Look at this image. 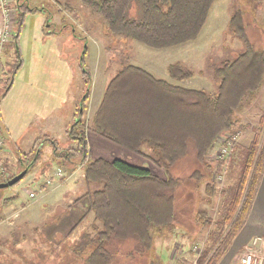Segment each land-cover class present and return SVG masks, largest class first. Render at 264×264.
I'll use <instances>...</instances> for the list:
<instances>
[{
    "label": "trees",
    "instance_id": "trees-1",
    "mask_svg": "<svg viewBox=\"0 0 264 264\" xmlns=\"http://www.w3.org/2000/svg\"><path fill=\"white\" fill-rule=\"evenodd\" d=\"M215 1L81 0L84 6L101 16L109 32L151 49H166L195 41ZM14 3H10L16 11L12 42L17 43L25 16L44 8L32 7L22 1L14 0ZM133 6L135 16L131 15ZM244 15L245 11L236 6L227 21L226 32L240 41V48L235 56L213 67L212 78L216 82L213 93L154 77L127 59L108 82L99 105L88 118L84 112L89 97L90 70L81 60L87 89L77 108V116L67 130L73 145L62 149L56 140L41 138L33 150L22 154L24 167L20 170H26L23 178L32 171L42 153L43 140H48L54 148V156L63 158V163L58 165L73 169L80 164L85 182L95 186L74 201L86 200V209L69 230L70 234L89 214L93 215L94 224V234H83L72 248L77 264L79 260L80 264H155L151 258V229H172L178 222L177 191L184 186L196 189L203 178L199 170L186 177L176 176L172 173L174 165L193 149L198 165H215L213 178L225 165L223 161L214 163L208 159L217 137L234 129L250 130L253 135L244 153L237 184L219 211L216 230L209 232V247L196 261L197 264H219L228 252L246 224L264 172V114L255 125L243 124L239 117L264 85V45L257 48L250 40ZM257 25L264 31L263 18ZM21 63L17 49L12 71L5 72L7 78L1 96L9 90ZM167 73L171 79L180 82L194 75L193 70L179 61L169 64ZM87 130L149 159L163 170L165 177L123 159H90ZM15 175L6 178L9 180ZM212 191V184H206L208 198ZM12 198H6L5 203ZM197 218L200 222V217ZM201 223L210 222L202 219Z\"/></svg>",
    "mask_w": 264,
    "mask_h": 264
},
{
    "label": "rangeland",
    "instance_id": "rangeland-1",
    "mask_svg": "<svg viewBox=\"0 0 264 264\" xmlns=\"http://www.w3.org/2000/svg\"><path fill=\"white\" fill-rule=\"evenodd\" d=\"M9 1L15 4L14 0ZM21 1L44 10L28 13L25 16L17 43L9 45L13 53L6 51L8 60L6 71H12L14 64L12 61H15L17 49L21 58L24 55L26 59L31 53L47 50L50 44L44 43L48 39L41 38L45 35L41 29L42 27L45 29L44 27L50 24L53 34L60 37L56 52L49 55L48 63L42 69V78L46 81V92L45 97L42 94L40 97V111L41 116L45 113V121L42 119L41 124L35 125V133L42 138L56 140L62 149L73 145L67 130L74 119L71 115L75 111L77 116L76 108L79 107L80 100L87 89L82 76L81 60L82 65L85 64L90 70V97L84 112V116L89 118L92 115H90L91 111L99 105L108 82L127 59H130L131 64L142 65L154 77L166 79L172 84H180L187 88H202L210 93L215 92L216 82L212 78L213 67L220 61L235 56L240 48V41L226 32L227 21L236 6H240L245 11L244 24L250 40L257 48L264 45V31L257 25L262 18L264 19V12L262 13L264 0H216L210 9L204 28L195 41L166 49H151L109 32L101 16L84 6L81 0ZM131 15H136L135 6L132 8ZM59 51L63 54L61 60ZM56 58L57 61L54 62ZM176 61L193 70V77L181 82L169 78L166 68ZM18 80L17 77L16 84ZM13 88L4 96L2 92L0 104L2 109L9 112L13 120L15 119L11 127L12 132L18 134L23 126L19 116L24 109L21 105V92L17 90V85ZM99 95L101 98L96 104ZM19 99L20 106L17 101ZM263 114L264 85L256 99L239 113V117L243 124L255 125L259 116ZM243 134L241 143L227 162L228 165L226 164L222 180L219 182L212 178L215 165L212 164L211 167L198 165L193 149L174 165L172 173L176 176L186 177L195 170L203 173L198 190L186 195V186H184L176 194L178 211L176 223L183 225L188 223L195 232L189 235L188 229L178 225H175L173 232L167 227H153L151 258L155 264H172V262L186 264L188 261L193 263L199 254L209 247L211 238L208 233L216 230L215 221L237 184L244 153L252 139L253 134L250 130ZM41 151L33 171L10 186L0 187V264H77L72 248L80 242L83 234L90 236L94 234L92 214L87 215L70 234L69 230L79 220L85 209L82 203L78 205L79 210L76 207L77 202L74 204L75 207L69 205L87 189L95 188V186L85 182L80 164L73 169L68 166L65 169L58 165L63 163V158L54 156V148L50 141L43 140ZM122 155L117 154L113 159H123L133 164L129 162L132 161L131 159ZM135 155L142 157L139 154ZM89 158L94 157L89 156ZM133 161H136L135 165L147 168L146 164L139 163L138 158L135 157ZM146 161L153 164L147 158H145ZM57 168L62 172L60 176L55 174ZM8 172L6 165V173ZM159 175L165 177L163 173ZM1 178L2 176H0V182L7 181ZM48 179L52 180L51 184L46 182ZM206 184L213 186L210 198L205 193ZM187 190L190 191V188L188 187ZM30 191H33L36 197L30 198ZM12 195L15 198L5 203V199ZM5 206L9 208L2 212L1 208H6ZM65 211H67L66 214ZM192 213H194L193 217H200V222L196 221V218L190 221L183 217ZM202 219L209 220L210 223L203 224ZM176 231L177 234H174ZM181 232L184 234L180 236ZM194 246L198 248L194 249ZM171 252L175 257L173 259L170 258ZM181 260L186 263H181Z\"/></svg>",
    "mask_w": 264,
    "mask_h": 264
},
{
    "label": "crops",
    "instance_id": "crops-1",
    "mask_svg": "<svg viewBox=\"0 0 264 264\" xmlns=\"http://www.w3.org/2000/svg\"><path fill=\"white\" fill-rule=\"evenodd\" d=\"M16 1L20 2V0H16ZM43 10L44 9H42V11ZM0 24H1V13H0ZM44 28L45 29H43V27H42L41 31H42L43 35L44 34L45 35L41 38L42 39H44V38L48 39V40H45L44 43L48 42L50 44V46L47 47V50H45L44 52L40 51L38 53H36V52L31 53L27 59H26V56H24V55L22 56L21 66L18 69L16 75L13 77L12 84H11L9 90L7 91L9 93L12 89H14L13 87L15 85H17V87H18L17 90L19 92H21V98L20 99H21V103H22L21 105L24 109V112L19 116L20 121L23 123V126H22V130L18 134L13 133L12 127H11V123H13L15 119L13 120L11 114L9 112H6L4 109H2L1 104H0V135L4 138V145H3L2 150L0 151V162L3 164L5 163L7 165V170L9 169V172H10V174L8 172L9 177H11L12 175L18 174L20 172V170L23 169V167H24L23 162H21V160L23 158L22 154L30 152L31 150H33V148L36 146V142L42 138L39 135H36V133H35V125L41 124L42 119H43V121H45V113L41 116V111H40V105H41L40 104V97H41V94L43 97H45V92H46V84H45L46 81L44 80V78H42V69H43L44 65L46 63H48V60L50 58L49 55H51V53L56 52V47H57L56 45L59 43V37H60V36H57L56 34H53L54 32L52 31L50 24L46 25ZM13 42L7 44L3 50V53H2L1 62H2L3 67L0 71V94L2 91L1 88L5 82V79L7 78L6 77L7 75L5 74V72H7L6 66L8 64L6 51H11L13 53L12 47L9 46V45L13 44ZM62 57H63V54L61 51H59L60 60L62 59ZM56 61H57V58L54 62H56ZM128 61L130 63V59H128ZM135 64H132V65L139 66L148 72V69H146L142 65H139L138 63H135ZM17 77L19 78V80H18L19 82H17V84H16ZM101 95H102V92H101ZM101 95H99V98H98V101L96 104H98V102L101 98ZM89 97H90V95H89ZM20 99L17 100L19 106H20ZM1 101H2V98H1ZM96 107H95V109H96ZM95 109H93L91 111L90 115L93 113V111ZM75 113L76 112L74 111V113L71 115L72 118L75 116ZM14 117H15V113H14ZM244 134L242 133L241 140H242ZM241 140L238 143V145L241 143ZM86 142H87V148H88V152H89L90 157L91 156L94 158L95 157H102V158L107 159V160H112L113 158H115L117 156V154H120V155L123 154L122 156L127 157V158L132 160V161H129V160L128 161L133 162V165L137 164L136 161H133V159L136 157L139 159V163L146 164L147 168L153 174L158 175V176H160L159 174H161V173L164 174V172H162L163 171L162 169L151 164L150 162H147V161L145 162V158L135 155V153H132V152L120 147L119 145H117V144L107 140L106 138L92 132L91 130L86 131ZM237 146H236V148H237ZM235 149L233 150V152L235 151ZM123 151H125V152H123ZM233 152H232V154H233ZM126 153H130V154H126ZM37 162H38V160L35 162L34 167L32 168V171L34 170L35 166L37 165ZM227 165H228V163H227ZM227 165H225L223 167V171L225 170ZM135 166H139V165H135ZM15 171H17V172H15ZM160 177H162V176H160ZM1 179L5 180L7 178H1ZM187 188H188V186H186V195H188L189 193H192L191 191L198 190L199 186L196 189L189 187L190 191L187 190ZM43 190L44 189H42V191ZM36 191H39V190H36ZM11 197H13L12 199L15 198L14 195H12ZM81 203L83 204L84 209H86V200L78 201L77 204L74 203V201H73L72 203H70L69 206L75 207L74 204H76V207H78V210H79L78 205ZM8 208L9 207L1 208V210H2V212H4ZM10 209H11V207H10ZM19 211L22 212L21 210H19ZM64 213L66 214L67 211H65ZM193 214L194 213L188 214V215H183V217L186 220L190 219V221L193 218H196V221H197V217L196 216L193 217ZM175 225L181 226V228H184V229H188L190 231V233L188 232L189 235H191L193 232H195L194 228H192L190 226V224H188V223L186 225L175 223ZM175 225L171 229L172 232L176 227ZM174 234H177V231ZM183 234H184V232H181L179 235L181 236ZM255 236H261L262 238H264V172L262 175V179H261L257 194L255 196L254 203L252 205L250 214H249L248 219L246 221V224L244 225L242 230L238 233V235L235 237L230 249L225 254V256L222 258V260L219 262V264H239L236 257L238 258V255L241 253L244 246L247 245L250 242V240ZM192 244H194V243H192ZM189 246H191V244ZM185 250H186V248H185ZM172 251H173V249H172ZM188 252L189 251H187V253ZM170 258L171 259L175 258V257H173L172 252H171ZM180 262L186 263L183 260H181ZM172 264H176V263L172 262ZM186 264H193V263L188 261Z\"/></svg>",
    "mask_w": 264,
    "mask_h": 264
},
{
    "label": "built area",
    "instance_id": "built-area-1",
    "mask_svg": "<svg viewBox=\"0 0 264 264\" xmlns=\"http://www.w3.org/2000/svg\"><path fill=\"white\" fill-rule=\"evenodd\" d=\"M0 13H1V24H0V70L2 68L1 57L5 46L12 42L15 36V17L16 11L10 6L9 0H0ZM242 130L234 129L229 132H225L217 137L213 146L211 147L208 159L211 162L223 161L226 165L229 161L233 150L236 148L240 142L242 136ZM4 145V138L0 135V151ZM215 147V149H213ZM224 165V166H225ZM223 166V167H224ZM223 170V169H222ZM56 176L62 174L59 168L56 169ZM0 176L2 178H9V174L6 173V166L0 162ZM223 171L214 174V179L219 182L222 180ZM47 183H51L52 180H46ZM34 192H29V197L33 198ZM198 248V247H193ZM239 264H264V238L261 236H255L251 241L244 246L241 253L237 258ZM193 264H197L194 260Z\"/></svg>",
    "mask_w": 264,
    "mask_h": 264
},
{
    "label": "water",
    "instance_id": "water-1",
    "mask_svg": "<svg viewBox=\"0 0 264 264\" xmlns=\"http://www.w3.org/2000/svg\"><path fill=\"white\" fill-rule=\"evenodd\" d=\"M25 173H26V170H23L22 172L16 174L14 177L10 178L9 180H7L3 183H0V187H7V186H10V185L16 183L17 181H19L20 179L23 178Z\"/></svg>",
    "mask_w": 264,
    "mask_h": 264
}]
</instances>
